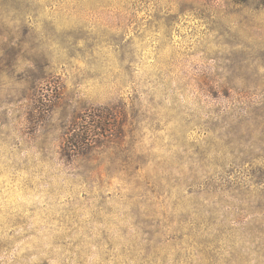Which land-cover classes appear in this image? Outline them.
I'll return each mask as SVG.
<instances>
[{
  "label": "rangeland",
  "instance_id": "374dc122",
  "mask_svg": "<svg viewBox=\"0 0 264 264\" xmlns=\"http://www.w3.org/2000/svg\"><path fill=\"white\" fill-rule=\"evenodd\" d=\"M0 264H264V0H0Z\"/></svg>",
  "mask_w": 264,
  "mask_h": 264
},
{
  "label": "trees",
  "instance_id": "16d2710c",
  "mask_svg": "<svg viewBox=\"0 0 264 264\" xmlns=\"http://www.w3.org/2000/svg\"><path fill=\"white\" fill-rule=\"evenodd\" d=\"M94 118L103 119L104 114L102 113V115L94 116ZM76 128L77 131L72 135L71 139H68V144L72 147L71 150H84L88 146L87 143L93 142L98 127L92 126L91 129L85 131H82L78 125Z\"/></svg>",
  "mask_w": 264,
  "mask_h": 264
}]
</instances>
